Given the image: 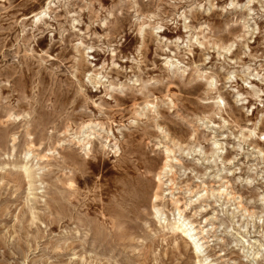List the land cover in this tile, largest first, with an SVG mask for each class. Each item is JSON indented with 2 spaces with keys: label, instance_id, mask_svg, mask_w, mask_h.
<instances>
[{
  "label": "rangeland",
  "instance_id": "rangeland-1",
  "mask_svg": "<svg viewBox=\"0 0 264 264\" xmlns=\"http://www.w3.org/2000/svg\"><path fill=\"white\" fill-rule=\"evenodd\" d=\"M0 264H264V0H0Z\"/></svg>",
  "mask_w": 264,
  "mask_h": 264
},
{
  "label": "bare ground",
  "instance_id": "bare-ground-1",
  "mask_svg": "<svg viewBox=\"0 0 264 264\" xmlns=\"http://www.w3.org/2000/svg\"><path fill=\"white\" fill-rule=\"evenodd\" d=\"M40 15H41V13H40ZM166 75V74H165ZM184 75V74H183ZM180 78H182V75H181V77ZM212 79V78H211ZM210 79V80H211ZM191 80V79H190ZM189 80V82H192V81H190ZM184 81V80H183ZM194 81V80H193ZM212 81V80H211ZM210 82V81H209ZM213 82V81H212ZM211 82V83H212ZM181 83H182V80H181ZM208 83V82H207ZM98 84V83H97ZM183 84V83H182ZM213 84V83H212ZM185 85H186V83H185ZM211 85V84H210ZM170 86V85H169ZM211 88H213V86L211 85V87H210V89ZM161 89V88H160ZM167 91V90H166ZM184 93H186V94H190L191 93V89H187L186 91H183ZM257 95V94H256ZM137 97V96H136ZM257 97V96H256ZM130 98V97H129ZM133 99L134 100H136V98L135 97H133ZM217 102L215 103V112H214V116H216V115H219L220 114V112H222V108L220 107V102L219 101H222L221 100V98H217ZM138 103V102H137ZM174 105V104H173ZM148 106V105H147ZM130 108H132V107H130ZM217 112V113H216ZM139 115V114H138ZM148 116V115H147ZM68 130V129H67ZM145 132V131H144ZM152 134V133H151ZM147 135V133H144L143 134V136H146ZM137 137V136H136ZM144 139H145V137H144ZM170 141V140H169ZM88 145V144H87ZM85 146V145H84ZM83 146V147H84ZM104 148H105V146H104ZM84 149V148H83ZM90 150V149H89ZM28 153H30V152H28ZM28 153H27V155H28ZM171 154H174L172 151H170V150H165V155H166V157H165V160H164V163H163V165H162V167L161 168H159V171H157L156 173H155V179H156V182H157V187H156V191L154 192V194L152 195V197H153V209L155 210V212H158L155 208V203H157L158 201H160L161 200V193H163L162 192V187H163V183H165V182H167V180H164L166 177H168L169 175H171L172 174V168H173V166L174 165H180L179 164V161H177L173 156H171ZM80 160V159H79ZM86 166H88V165H90V163L89 162H86V164H85ZM78 168V167H77ZM151 169H153V167L150 165V166H148V171H146V173L147 174H149L150 172H149V170H151ZM151 174H149V176H150ZM29 178V177H28ZM140 178V177H139ZM85 180H87V179H85ZM72 185V182H70V186ZM151 188V183H150V181H149V183H148V187L146 188V191L148 192L149 191V189ZM138 192H142L141 191V189L140 190H138ZM161 192V193H160ZM217 193H219L220 194V192H217ZM222 193V192H221ZM148 194V193H147ZM191 202V201H190ZM174 203V202H173ZM175 203H176V201H175ZM184 208H185V210H186V208H187V204L184 206ZM176 210V212H177V214H176V216H178L179 217V219L181 218V216H182V213H183V211L181 212L180 210H181V208L179 207V208H177V209H175ZM184 210V211H185ZM175 214V213H174ZM174 214H173V216H174ZM195 214V213H194ZM192 216H193V214H192ZM179 219L177 220V221H179ZM174 222L173 223H171V227H172V229L174 230V232H175V234H177V238L178 239H180V240H185L187 243H189V244H192L193 245V248H194V251H195V253H196V259H197V262L198 263H201V262H203L202 261V259L204 258V257H199V255H200V253L203 251H205L206 249H207V247H203V245L204 244H206V242H204L205 241V235H203V233L202 232H196V231H194V230H191V228L194 226L193 225V223L191 224L189 221H186V222H182V223H178V222H176V220L174 219L173 220ZM206 221V220H205ZM168 225H170V224H168ZM239 238V237H238ZM244 238V237H243ZM240 239V238H239ZM176 241V240H175ZM242 241V240H241ZM246 242H244L243 244H246L247 243V247L248 246H250V243H249V241L248 240H245ZM258 242V241H257ZM242 244V245H243ZM252 244V243H251ZM254 244V243H253ZM252 244V245H253ZM258 247V246H257ZM243 248H245L244 247V245H243ZM260 248V247H259ZM261 250V249H260ZM202 252V253H203ZM256 254H258V253H256ZM224 254H222V253H220L219 254V257L220 256H223ZM208 259L206 258V261H207ZM258 262V261H257Z\"/></svg>",
  "mask_w": 264,
  "mask_h": 264
}]
</instances>
